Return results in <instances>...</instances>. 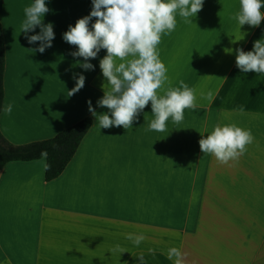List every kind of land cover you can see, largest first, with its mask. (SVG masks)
<instances>
[{
  "label": "crops",
  "instance_id": "crops-1",
  "mask_svg": "<svg viewBox=\"0 0 264 264\" xmlns=\"http://www.w3.org/2000/svg\"><path fill=\"white\" fill-rule=\"evenodd\" d=\"M32 3L0 0L3 108L13 105L10 115L1 113L3 136L19 146L85 118L93 124L57 179L46 181L45 158L0 171V264H174L172 247L184 254L183 264H264V75L242 73L235 63L236 48L251 51L264 38V21L239 29V0H204L192 23L177 11V26L161 35L157 51L167 69L164 87L183 81L195 90L196 109L186 108L178 124L169 118L164 132L145 131L154 119L149 102L131 128L100 129L88 101L97 116L108 112L97 105L107 83L99 66L106 50L89 60L94 70H84L83 58L70 55L76 46L62 38L90 14L92 0H46L43 22L53 24L55 39L43 53L21 32ZM80 74L84 87L68 96ZM224 124L255 137L228 164L199 146L202 135ZM129 233L145 239L137 246Z\"/></svg>",
  "mask_w": 264,
  "mask_h": 264
},
{
  "label": "clouds",
  "instance_id": "clouds-1",
  "mask_svg": "<svg viewBox=\"0 0 264 264\" xmlns=\"http://www.w3.org/2000/svg\"><path fill=\"white\" fill-rule=\"evenodd\" d=\"M203 3L204 0H92L90 14L78 19L74 26L69 25L62 38L76 46V51L70 55L83 58L80 66L84 70H94L89 60L95 59L101 49L106 50L99 66L107 83L97 105L106 107L108 112L97 116L91 101H88L89 111L96 116L100 129L113 126H122L126 130L131 128L149 102L154 119L145 131L164 132L169 118L178 124L183 121L186 108L196 109L195 90L183 81L179 88L164 87L168 81L167 69L159 58L157 45L162 34H170L176 28L177 11L185 22L192 23L190 18L202 10ZM262 8L264 0H239V10L233 14L239 29L244 25L259 27L264 21ZM48 12L46 0H34L24 8L21 32L29 44L40 42V46L32 51L43 53L46 48L52 47L55 39L53 24L43 22ZM93 18H96L95 22L91 23ZM36 27L40 28L39 34L28 36L27 33ZM243 38L241 33L235 41ZM235 53L236 67L240 72L264 75V38L255 40L251 51L236 48ZM74 79L76 85L68 96L85 85L84 75ZM208 99H212L211 94ZM12 108L11 103L6 104L3 108L5 115H10ZM254 139L250 129L224 124L215 126L207 136L202 135L199 146L203 154H211L221 164H228L238 160ZM126 239L138 246L145 237L129 233ZM113 250L123 252L120 245ZM167 255L168 259H174V264H183L184 254L179 248H170Z\"/></svg>",
  "mask_w": 264,
  "mask_h": 264
},
{
  "label": "trees",
  "instance_id": "trees-1",
  "mask_svg": "<svg viewBox=\"0 0 264 264\" xmlns=\"http://www.w3.org/2000/svg\"><path fill=\"white\" fill-rule=\"evenodd\" d=\"M4 77L5 46L0 20V117L5 96ZM92 124L91 118H85L50 139L19 146L10 143L0 130V171L12 162H32L45 158L46 181L50 182L57 179L76 155ZM42 153H47V155L43 156Z\"/></svg>",
  "mask_w": 264,
  "mask_h": 264
}]
</instances>
